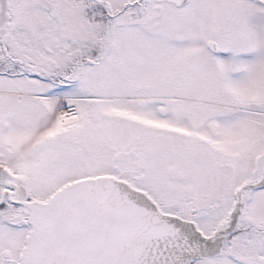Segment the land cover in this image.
<instances>
[{
    "label": "snow or ice",
    "instance_id": "6c2138e0",
    "mask_svg": "<svg viewBox=\"0 0 264 264\" xmlns=\"http://www.w3.org/2000/svg\"><path fill=\"white\" fill-rule=\"evenodd\" d=\"M0 264H264V0H0Z\"/></svg>",
    "mask_w": 264,
    "mask_h": 264
}]
</instances>
